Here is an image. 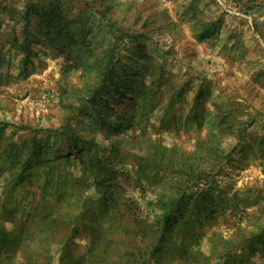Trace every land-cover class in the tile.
Here are the masks:
<instances>
[{"label": "rangeland", "instance_id": "rangeland-1", "mask_svg": "<svg viewBox=\"0 0 264 264\" xmlns=\"http://www.w3.org/2000/svg\"><path fill=\"white\" fill-rule=\"evenodd\" d=\"M0 264H264V0H0Z\"/></svg>", "mask_w": 264, "mask_h": 264}, {"label": "trees", "instance_id": "trees-1", "mask_svg": "<svg viewBox=\"0 0 264 264\" xmlns=\"http://www.w3.org/2000/svg\"><path fill=\"white\" fill-rule=\"evenodd\" d=\"M179 205H180V202L176 201L175 202V206H176V210L178 212L180 211V209H179L180 206ZM170 215H171L170 212L164 213L163 220H162V222L164 223V225H167L171 221V218L172 217Z\"/></svg>", "mask_w": 264, "mask_h": 264}]
</instances>
